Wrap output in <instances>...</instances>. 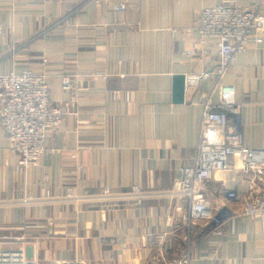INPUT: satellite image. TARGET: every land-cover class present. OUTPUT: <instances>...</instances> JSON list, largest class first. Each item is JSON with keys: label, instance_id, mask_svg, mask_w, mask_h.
Wrapping results in <instances>:
<instances>
[{"label": "crops", "instance_id": "0c3cea01", "mask_svg": "<svg viewBox=\"0 0 264 264\" xmlns=\"http://www.w3.org/2000/svg\"><path fill=\"white\" fill-rule=\"evenodd\" d=\"M251 3L0 0V75L26 69L43 75L50 105L65 111L27 173L17 169L0 126V248L23 249L38 264H167L185 255L191 264H264V213L238 215L239 202L225 196L217 235L186 225L185 203L167 195L192 163L201 96L213 86H184L175 101L173 77L186 81L218 62L215 41L199 43L197 13ZM223 82L235 89L243 144L263 147L264 34L251 33ZM220 181L246 190L229 171L217 172L208 182L210 200ZM131 185L144 192L141 204L101 198L105 188L117 195ZM69 188L85 199L63 201ZM28 197L34 202L24 203ZM149 236H162L163 247L150 246Z\"/></svg>", "mask_w": 264, "mask_h": 264}, {"label": "built area", "instance_id": "2783aa9c", "mask_svg": "<svg viewBox=\"0 0 264 264\" xmlns=\"http://www.w3.org/2000/svg\"><path fill=\"white\" fill-rule=\"evenodd\" d=\"M263 3L264 0H252L247 9L217 4L197 13L199 43L209 47L215 41L218 62L214 71L192 74L185 81V87H198L207 81H213V86L201 96L200 131L192 163L181 169V179L174 183L167 195L185 203L182 220L188 226L200 224L201 232L208 229L213 234L221 233L223 219L219 211L224 207L225 196L239 202L238 215L256 218L264 213V146L253 149L243 144L237 122L235 89L223 82L236 55L246 51L251 33L264 34ZM123 9L124 5L116 7L117 11ZM255 42L260 43L261 38H255ZM62 86L65 90L70 89L69 77L62 79ZM49 98V86L43 75L28 69L0 75V126L7 135L8 149L18 156L17 169L20 172L27 173L38 164L48 136L53 137L59 130L65 111L51 106ZM221 171H229L232 179L240 178L246 190L238 193L220 181L214 187L216 198L210 200L206 196L208 182L214 173ZM49 196L47 192L46 198L50 199ZM144 197V192L136 185L117 195L105 188L101 196L105 200L135 199L138 204ZM84 199L74 195L69 188L63 201ZM30 202H34L33 197L24 200V203ZM147 242L150 246L162 248L164 238L149 236ZM0 264L38 263L23 249L0 248ZM50 264L87 263L56 261ZM167 264H191V261L185 255Z\"/></svg>", "mask_w": 264, "mask_h": 264}, {"label": "water", "instance_id": "95a60500", "mask_svg": "<svg viewBox=\"0 0 264 264\" xmlns=\"http://www.w3.org/2000/svg\"><path fill=\"white\" fill-rule=\"evenodd\" d=\"M174 96L175 101H181V97L184 91L185 86V77L184 76H174Z\"/></svg>", "mask_w": 264, "mask_h": 264}, {"label": "rangeland", "instance_id": "374dc122", "mask_svg": "<svg viewBox=\"0 0 264 264\" xmlns=\"http://www.w3.org/2000/svg\"><path fill=\"white\" fill-rule=\"evenodd\" d=\"M208 230V229H207Z\"/></svg>", "mask_w": 264, "mask_h": 264}]
</instances>
